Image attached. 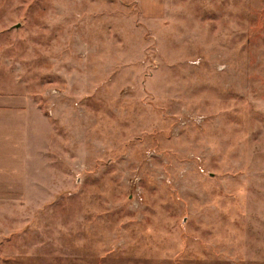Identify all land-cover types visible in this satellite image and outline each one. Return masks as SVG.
<instances>
[{
	"label": "rangeland",
	"instance_id": "374dc122",
	"mask_svg": "<svg viewBox=\"0 0 264 264\" xmlns=\"http://www.w3.org/2000/svg\"><path fill=\"white\" fill-rule=\"evenodd\" d=\"M8 86L0 264H264V0H0Z\"/></svg>",
	"mask_w": 264,
	"mask_h": 264
},
{
	"label": "crops",
	"instance_id": "0c3cea01",
	"mask_svg": "<svg viewBox=\"0 0 264 264\" xmlns=\"http://www.w3.org/2000/svg\"><path fill=\"white\" fill-rule=\"evenodd\" d=\"M38 108L30 101L17 102L16 92L12 91L9 86L0 91V157L9 156L15 160L17 147H19V153L22 154L25 147L21 144L22 140L25 142L30 140L32 113L38 116L36 121L39 120V123L42 120L48 122L46 116L41 114ZM9 172L10 169L3 164L0 168V183H10L6 181L11 178L15 179L14 169H11L12 175H9Z\"/></svg>",
	"mask_w": 264,
	"mask_h": 264
}]
</instances>
